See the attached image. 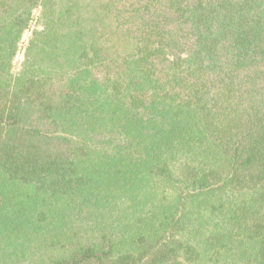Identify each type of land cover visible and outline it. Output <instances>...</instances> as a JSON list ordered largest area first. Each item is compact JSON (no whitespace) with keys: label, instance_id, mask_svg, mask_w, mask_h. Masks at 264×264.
<instances>
[{"label":"trees","instance_id":"obj_1","mask_svg":"<svg viewBox=\"0 0 264 264\" xmlns=\"http://www.w3.org/2000/svg\"><path fill=\"white\" fill-rule=\"evenodd\" d=\"M0 264H264V0H0Z\"/></svg>","mask_w":264,"mask_h":264},{"label":"rangeland","instance_id":"obj_2","mask_svg":"<svg viewBox=\"0 0 264 264\" xmlns=\"http://www.w3.org/2000/svg\"><path fill=\"white\" fill-rule=\"evenodd\" d=\"M102 1L109 2L110 0H102ZM34 16L37 18L39 16V12L35 11ZM35 28H36V20L33 21L31 29L29 31H27L23 36V39H22L21 44H20L19 52H18V54L15 58V61L13 63V72L14 73H18L21 70L22 63L24 62L25 50H26V47L28 46L29 40L32 36L31 30H34Z\"/></svg>","mask_w":264,"mask_h":264}]
</instances>
